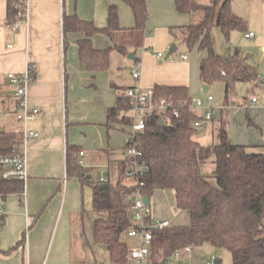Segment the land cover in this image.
Returning a JSON list of instances; mask_svg holds the SVG:
<instances>
[{
    "label": "crops",
    "instance_id": "1",
    "mask_svg": "<svg viewBox=\"0 0 264 264\" xmlns=\"http://www.w3.org/2000/svg\"><path fill=\"white\" fill-rule=\"evenodd\" d=\"M20 1L23 5L26 4V22L14 30L7 22V0H0V108L6 106L9 114L2 116L6 119L13 117L16 121L12 113L14 87L10 84L7 73L23 72L29 63L33 71L27 98L31 105L39 108L37 117L29 122V127L37 131L38 136L28 143L27 180L18 190L0 191L4 194V211L0 216V264H85L84 261H77V255L83 256L87 247L93 249L85 237L83 228L85 188L89 184L83 185L77 176H67L66 147L70 144L80 148L79 151H82L83 155L79 156L78 161L82 162L81 166L85 165L84 169L88 172L86 160H92L88 150L96 138L98 146L104 141L105 135L110 137L113 130L126 132L127 138L130 125L123 127L116 124L107 129L104 123L107 110L116 105L117 98H123L128 87L137 85L141 88H153L157 84L184 86L189 95V89L194 90L197 87L196 83L192 82L194 77L201 86L204 85L200 81V61L205 56V51H200L195 46L198 60H193L182 52H179L178 59L171 60L168 58L170 55L165 58L158 57L156 54L162 51L150 49L154 44L156 31L161 34V39L155 45L165 50L168 45L167 37L176 35L182 40V31L176 29L172 32L170 28L197 23L202 14L179 13L173 0H146L148 19L145 29L139 33L133 29L134 17L131 8L122 0H95L94 7L82 2L72 7V0ZM196 1L205 5L211 0ZM105 2L109 4L107 9L111 5L116 6L119 29L111 37L101 32L91 37L95 49L109 48L110 52L105 69L89 71L79 59L77 46V42L85 38V34L71 30L65 32L63 16L75 15L102 29L108 23ZM229 2L232 12L231 0ZM232 14L244 22L245 28L232 30L228 37L222 34L226 40H229L232 33L238 34V40L242 38L243 47L236 48L239 49L241 58L252 75L250 81L240 82L264 93V11L255 22H250L249 17L244 21L241 15H235L234 12ZM246 33H252V36L246 37ZM118 46L124 49V53L119 51ZM213 49L223 57H228L234 52L228 49L227 53H220L215 50L214 42ZM113 51L126 59L121 62L130 70L127 79L122 80L116 72H111L110 58ZM129 53L134 55L133 59L127 57ZM254 53L256 59L252 57L255 59L253 69L246 64L244 54H247L248 58ZM181 55L187 57L183 59ZM132 70L139 72L137 79L133 78ZM216 83L222 84L223 103H216L212 97L211 105L215 107L213 118L196 128L193 139L202 145H209L202 141L210 135L211 141L213 140L210 144H214L218 131L224 128L232 143L264 150V143L260 140L264 121L257 119L256 112L250 114L248 111L251 107H264V97H257L258 99L251 103L248 98H232L231 92L227 98L224 83L219 81L213 84ZM213 84L207 85L206 93ZM193 85L195 86L192 87ZM196 94L198 95V89ZM246 105L251 107L245 108ZM244 109L246 111L244 116L241 115L242 120L236 122L240 128H244L243 131L256 134L253 143L239 140L236 136L232 139L230 136V115L235 112L240 114ZM193 112L197 116L202 115L200 109L195 108ZM123 113L130 119L129 110L126 109ZM246 113L252 121L251 124H247ZM20 128L21 124L16 121L9 129L0 130V137L7 147L17 137ZM81 134L82 139H78ZM77 140H80V143ZM125 141L124 138V144ZM112 150L107 143L104 151L109 154L108 159L112 156L118 161L125 157V153L119 157L114 155L116 153ZM106 172L108 173V170ZM102 175L105 176L104 173ZM91 178L94 180L92 175ZM125 182L129 181L126 179ZM157 213L159 219L169 222L172 219L168 207ZM130 242V245L135 244L134 240ZM106 252L108 254L107 250ZM93 264H98V261Z\"/></svg>",
    "mask_w": 264,
    "mask_h": 264
},
{
    "label": "trees",
    "instance_id": "2",
    "mask_svg": "<svg viewBox=\"0 0 264 264\" xmlns=\"http://www.w3.org/2000/svg\"><path fill=\"white\" fill-rule=\"evenodd\" d=\"M122 1L133 12V29L141 33L148 19L147 1ZM173 1L179 13L202 14L197 23L169 30L182 31V41L188 49L197 46L198 50L205 51L200 61V81L204 85L223 82L228 98L237 82L250 81L252 75L239 49L235 48L228 57L214 52L212 30L218 27L228 37L232 30H244V22L232 14L229 0H211L205 5L196 0ZM19 2L7 0L9 24L18 20V13L22 10L17 7ZM107 18V25L98 29L92 22L75 15L63 16L65 32L71 30L85 34L77 46L79 59L89 71L103 70L108 66L110 49H95L91 40L97 32L111 37L119 29L116 6L108 7ZM117 48L124 53L122 47ZM153 90L156 99L165 98L179 107L181 116L171 119L170 123H162L157 114L149 116L144 128L135 132L132 138L140 155L122 157L117 161L115 182L92 180L78 161L80 148L70 144L66 147L67 176H77L83 185L89 184L91 188L95 214L93 241L108 251L109 262H124L132 246L126 241V233L131 227L127 201L137 189L148 198L155 190H171L176 208L188 213L189 222L153 231L152 256L164 261L184 245L194 248L210 244L227 250L232 264H264V150L232 143L224 128L218 131L214 144H200L193 139L196 128L191 123L196 115L189 108L191 97L186 87L157 84ZM184 100L188 105L183 107L180 104ZM127 108L125 100L117 98L116 105L106 112L104 125L107 129L116 124L123 127L131 124L123 113ZM246 116L247 124H251L247 113ZM9 151L10 147L0 137V154ZM207 161L213 164L211 176L214 183L202 171V164ZM135 163L141 166L137 180L142 185L135 180L129 181L125 175ZM21 184L18 180L1 181L0 191L18 190Z\"/></svg>",
    "mask_w": 264,
    "mask_h": 264
},
{
    "label": "built area",
    "instance_id": "3",
    "mask_svg": "<svg viewBox=\"0 0 264 264\" xmlns=\"http://www.w3.org/2000/svg\"><path fill=\"white\" fill-rule=\"evenodd\" d=\"M25 3L22 1L17 3V7H22L18 13V20L11 24L12 29L17 30L22 23H25L27 12ZM246 37L252 36V33H246ZM158 57H162L163 53L158 52ZM183 59L187 56L181 55ZM32 66L27 63L23 72H8L7 78L14 87V108L12 113L17 122L21 124L16 138L10 143V151L6 154H0V182L18 180L24 183L28 178V143L32 138L38 136V132L29 127V122L34 120L39 108L30 104L27 98L28 86L32 81ZM133 78L137 79L139 72L132 70ZM127 110L130 112L131 124L125 141V157H136L140 152L135 146L132 138L134 133L144 128L146 119L154 114H157L162 123H170L171 119L179 118L181 111L173 102L165 98L154 97L153 88H141L137 85L128 87L123 95ZM212 96L206 95L205 98L194 97L191 99L189 108L202 110V115L197 116L192 121L194 128L200 127L202 124L212 120L215 113V107L211 105ZM256 101L255 97L250 99L251 103ZM181 106L188 105L184 100ZM83 152H79L82 156ZM80 165L82 162L79 160ZM141 166L132 164L126 172V178L131 181L135 180L137 184L142 185V182L137 180ZM107 178L101 175L98 181H106ZM145 195L138 189L133 192L131 199L126 203V210L130 217L131 227L126 233V237L134 240L135 244L129 248L126 260L119 264H191L192 245H184L183 247L174 250L164 261L156 259L151 254V246L153 240V231L167 227L170 222L166 219H154L151 216V209L143 198ZM4 211V194L0 192V216ZM218 258L212 257L205 261L204 264H223L221 260L217 263ZM44 264V263H40ZM106 264H114L107 262ZM232 264V263H231Z\"/></svg>",
    "mask_w": 264,
    "mask_h": 264
},
{
    "label": "rangeland",
    "instance_id": "4",
    "mask_svg": "<svg viewBox=\"0 0 264 264\" xmlns=\"http://www.w3.org/2000/svg\"><path fill=\"white\" fill-rule=\"evenodd\" d=\"M77 3H75L74 0H72V7L77 6L79 2L85 3L86 5H89L90 7L95 6V0H76ZM110 1V0H109ZM120 2V0H118ZM204 1V0H203ZM108 2H105V9L107 11V5ZM110 3V2H109ZM232 3V12L234 14L241 15L244 21H247V18L250 22H255V19L259 17L262 12L264 11V0H231ZM84 14V13H82ZM257 20V19H256ZM236 32V31H234ZM158 35V36H157ZM238 34L232 33V35L229 37V40H226V38L223 36L221 30L218 27L213 28V42L215 46L216 51H220V53H227L228 49H231L233 51L234 48L243 47V40L240 38L238 40ZM242 37V36H241ZM157 40H156V39ZM237 38V39H236ZM161 39V34L156 31V35L153 39V43L151 46L152 51H162L163 56L165 58L166 52L172 42H174L177 46V50L170 54L168 57L171 60L178 59L179 52H182L183 54H186L188 57H190L193 60H198V53L196 50V47L194 46L191 49H188L183 43L180 38V36L173 35L172 37H167V48L165 50H161L159 47H157L158 40ZM139 51V50H138ZM218 51V52H219ZM245 62L247 65H250L254 69L255 64V53L247 58V54L245 55ZM255 59H253V58ZM126 58V57H125ZM111 72H116V74L122 79H127L130 75V70L128 68H125V64L121 62V60L125 61L126 59L123 58V56L119 55L118 53L112 52L111 55ZM164 60V59H163ZM252 69V68H251ZM194 84L196 83L197 87L194 88V90L189 89V96L190 97H197V98H203L206 94L211 95L216 103H223L224 94H223V87L222 84H213V86L209 89L208 93H203L201 84L198 83V80L196 78H193L192 81ZM193 85L192 87H194ZM198 89V95L196 94V91ZM232 98H236L238 100L248 98L251 99L252 97H264V93L260 90L252 89L247 85V83L239 82L236 84L234 91L232 92ZM258 99V98H257ZM214 102V103H215ZM260 102V101H259ZM259 105V104H257ZM245 108L251 107V105L244 106ZM258 108H248L249 113L253 114L255 113V116L260 121H264V107L257 106ZM246 109L240 112V114L237 112L232 113L230 115L229 121H230V136L232 139L236 137H239V140L247 141V142H255V133L250 131H243L244 128H240L238 125L237 120H242L241 115L244 116V112ZM0 130H7L11 126L14 125L16 122L13 117L11 118H4L2 115L9 114L6 111V106H2L0 108ZM239 115V116H238ZM8 121V122H7ZM228 126V125H227ZM262 134L260 135V140H262V143H264V126L261 127ZM82 139V134L79 135ZM124 138L126 140V132H122L121 130H113L110 132V137L108 138L106 135L104 137V141L100 146L99 142H97V138L93 142L92 146L89 148V156L92 158V160L88 161L86 160L88 167V172L92 175L94 180H97L103 173L105 174V177H108L111 182H115L117 177V158L116 157H110L108 159V155L104 151V147L107 146V143H109V147L113 149L116 154L119 157L125 153L124 148ZM211 136L209 135L207 139H205L202 142L212 143ZM78 143H80V140H77ZM239 144V143H235ZM252 145V144H251ZM98 154V155H97ZM117 156V157H118ZM108 164V168H107ZM85 167V165H84ZM213 164L211 165L210 161H207L202 164V171L203 173H206L210 177L208 178L210 182L214 183L215 180L211 176ZM108 170V173L106 172ZM87 188V189H86ZM85 188V198H84V216H83V228H84V234L85 237L89 240L90 244H92L93 249H89L88 247L85 249V254L83 256L77 255V261H84L85 264H93L98 261V264H106L108 261V254L106 252V249L102 246H97L94 244L92 239V220L94 218V212L92 211V203H91V189L89 185H86ZM150 201V209H151V216L154 219H159L158 217V211L162 210L163 208L168 207L169 210L172 213V219L170 220V224L178 225V224H185L189 221V215L186 211L177 209L174 202V195L171 190H155L153 195L149 198ZM127 243L130 245L131 242L129 239H126ZM212 257L221 259L223 264H231V257L230 253L220 247H214L210 244H204V246L197 248L195 247L192 250V259L191 264H204L205 261L210 260ZM186 260V259H185ZM187 263V262H185Z\"/></svg>",
    "mask_w": 264,
    "mask_h": 264
},
{
    "label": "water",
    "instance_id": "5",
    "mask_svg": "<svg viewBox=\"0 0 264 264\" xmlns=\"http://www.w3.org/2000/svg\"><path fill=\"white\" fill-rule=\"evenodd\" d=\"M176 49H177L176 44H175L174 42L171 43L170 46H169V48H168V50H167V52H166V57H168L171 53L175 52ZM127 57L133 59V58H134V55H133L132 53H129ZM201 87H202V89H203V92L206 93L207 90H208V86H207V85H202ZM143 200H144V202H145L148 206H150V201H149V198H148L147 196H145V197L143 198ZM217 263H219V260H217Z\"/></svg>",
    "mask_w": 264,
    "mask_h": 264
}]
</instances>
